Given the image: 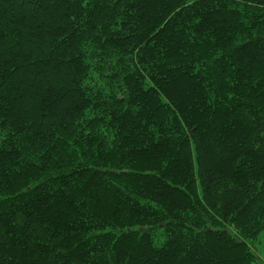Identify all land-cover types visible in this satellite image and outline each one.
Here are the masks:
<instances>
[{
	"label": "trees",
	"instance_id": "obj_1",
	"mask_svg": "<svg viewBox=\"0 0 264 264\" xmlns=\"http://www.w3.org/2000/svg\"><path fill=\"white\" fill-rule=\"evenodd\" d=\"M264 0H0V264H264Z\"/></svg>",
	"mask_w": 264,
	"mask_h": 264
},
{
	"label": "rangeland",
	"instance_id": "obj_2",
	"mask_svg": "<svg viewBox=\"0 0 264 264\" xmlns=\"http://www.w3.org/2000/svg\"><path fill=\"white\" fill-rule=\"evenodd\" d=\"M256 247L258 249V251H257L258 255H260V256L262 255L263 256L264 249H263L262 245L257 244Z\"/></svg>",
	"mask_w": 264,
	"mask_h": 264
}]
</instances>
